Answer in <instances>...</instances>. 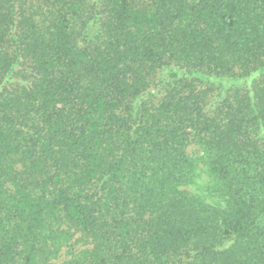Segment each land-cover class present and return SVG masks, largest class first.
<instances>
[{
  "label": "trees",
  "instance_id": "trees-1",
  "mask_svg": "<svg viewBox=\"0 0 264 264\" xmlns=\"http://www.w3.org/2000/svg\"><path fill=\"white\" fill-rule=\"evenodd\" d=\"M0 264H264V0H0Z\"/></svg>",
  "mask_w": 264,
  "mask_h": 264
}]
</instances>
